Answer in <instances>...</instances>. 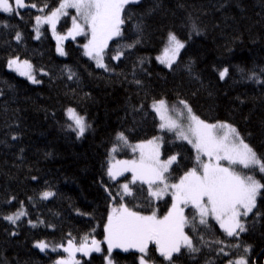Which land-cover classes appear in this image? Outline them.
<instances>
[{
	"label": "trees",
	"instance_id": "16d2710c",
	"mask_svg": "<svg viewBox=\"0 0 264 264\" xmlns=\"http://www.w3.org/2000/svg\"><path fill=\"white\" fill-rule=\"evenodd\" d=\"M31 2L37 7L20 9V15L0 13V264H56L65 258L61 245L69 240L79 243L85 236L102 240L107 217L120 203L143 215L155 209L163 215L170 209L169 197L154 204L147 188L138 183L129 185L133 195L123 200L109 195L122 191L121 185L130 180L124 175L111 181L107 175L109 152L121 145L117 134L123 133L129 144L159 137L154 102L164 100L180 110L179 101L185 100L199 119L235 127L264 157V83L249 79L256 73L264 81V0H141L128 5L125 13L130 18L122 25V36L105 49L104 63L110 71L87 59L80 47L83 37L66 41L65 55L58 56L48 27L38 36L34 27L35 17L49 14L60 0ZM193 23L200 35L193 31ZM68 27L66 16L60 33ZM170 32L185 42L172 69L156 61ZM133 43L135 47H127ZM121 51L119 60L112 58ZM14 57L33 66L38 84L7 69ZM224 68L229 72L221 80ZM69 108L90 126L80 138L68 128ZM161 141L162 157H177L170 168L171 180L199 169L190 144L166 132ZM260 180L264 183V173ZM45 191L54 195L41 199ZM21 208L25 215L15 224L4 218ZM256 212L260 215L243 219L247 231L238 240L228 238L210 219L207 226L197 225V231L186 227L200 251L182 249L183 255H174L176 264H226L241 256L248 264H264V196L257 198ZM40 241L49 245L45 251L34 246ZM229 243L240 247L226 246ZM221 247L228 256L218 254ZM154 248L149 246L152 264H168ZM139 257L135 251L106 256L103 250L74 260L139 264Z\"/></svg>",
	"mask_w": 264,
	"mask_h": 264
},
{
	"label": "snow or ice",
	"instance_id": "6c2138e0",
	"mask_svg": "<svg viewBox=\"0 0 264 264\" xmlns=\"http://www.w3.org/2000/svg\"><path fill=\"white\" fill-rule=\"evenodd\" d=\"M140 2L141 0H60L58 7L51 10L50 14L44 17L36 16L35 20L38 26L42 23L51 25L53 34H55L59 18L67 16L68 9H75L76 15L72 17V29L68 32V36L74 39L77 35H90L88 43L84 45L85 55L94 60L98 68L110 71L109 66L104 63V53L108 42L115 37L122 36V25L130 18L125 13L126 7ZM29 7L36 8L37 5L31 0H0V13L8 15H20V9ZM39 10L43 11V8ZM191 27L196 35H200L195 23ZM136 28L139 31L140 25ZM15 38L20 41V34L17 33ZM66 38L57 37L58 40ZM135 43L127 47H135ZM184 48L185 42L179 40L175 33L170 32L168 46L165 49L167 59H161L160 62L172 69L180 50ZM57 51L60 55H65L62 48L58 47ZM169 53H171L170 56ZM122 55L121 51L112 58L119 60ZM7 66L20 76L26 77L30 82L39 83L33 75V66L27 60L21 61L19 57H14L9 59ZM189 71H191L190 67ZM228 72V68H224L219 72V78L225 79ZM72 75L68 78L72 79ZM249 79L264 83L258 79L256 73H252ZM135 83L139 85L141 81L136 80ZM179 103L186 110L188 120L186 128L179 122V119L185 116L183 110H177L175 107L169 109L164 100L154 102L152 108L159 115L161 130L175 132L178 138L186 140L196 149L199 169L193 168L188 171L179 183H168L165 173L169 172L171 165L177 161V157L173 155L161 161L159 146L155 140L131 146L134 152L139 150L138 161L124 160L112 164L107 171V175L112 180H116L124 172H131V183L135 184L140 181L142 184H147L148 194L157 200L163 199L164 195L171 190L172 203L170 210L162 218L157 216L156 211L143 215L130 209L125 203H120L119 207H113L104 228L109 256L114 248L125 252L131 248L141 254L139 264H152L149 259V246L155 245L154 251L158 252L164 261L168 264H176L174 255H183L182 249H186L188 253L200 251L195 246L190 233L185 232L186 227L197 231V224L207 226L208 218L211 217L219 224L228 238L238 240L240 233L247 231L242 218L248 217L249 214L260 215L259 212L253 213V209L257 207V198L264 196V183L255 178L254 172L253 174H241L232 168L222 166L220 161H227L230 165L238 164L244 169H258L260 173H264V157L259 156L245 142L235 127L226 123H206L193 113L185 100H180ZM170 111L175 115H170ZM67 118L72 121L68 128L76 132L77 138L82 137L86 129L90 127L86 124L84 116L78 114L75 109H67ZM12 139L16 137L13 136ZM117 140L125 145L128 143L123 133L117 134ZM116 150L114 147L113 151ZM201 156H206L208 161H202ZM154 185H156L155 188ZM121 188L122 191L115 195L109 193L113 200L116 197L123 200V197L133 195L129 183H123ZM52 195H54L52 192L45 191L41 199L47 200ZM189 206L195 211L190 216H186L184 209ZM23 215L25 212L21 208L4 218L15 224ZM214 242L225 244L223 240ZM34 246L40 251H45L49 247L43 241L37 242ZM226 246L240 247L238 243H229ZM61 247L64 252L68 253V258L58 260L56 264H78L73 259L75 251L85 255L90 251H100L95 239L91 240V246H89L87 236L83 238L78 247H75L72 240L68 241L67 247L63 245ZM55 250L54 247L53 251ZM248 250L247 247L244 248L245 252ZM218 254L229 255L224 247L219 249ZM108 264H112L111 259ZM226 264H248V261L241 256L236 260H228Z\"/></svg>",
	"mask_w": 264,
	"mask_h": 264
},
{
	"label": "rangeland",
	"instance_id": "374dc122",
	"mask_svg": "<svg viewBox=\"0 0 264 264\" xmlns=\"http://www.w3.org/2000/svg\"><path fill=\"white\" fill-rule=\"evenodd\" d=\"M68 11V15L67 16H69V27H68V29H66L65 30V32L64 33H60V31H59V24H60V22H61V19L62 18H64V17H66V16H61L60 18H59V20L57 21V24H56V31H55V34H53V31H52V28H51V25H49V24H40L39 26L37 25V23H36V21H35V27H34V32H35V34L38 36L39 34H40V32H41V29L44 27V26H47L48 27V30H49V32H50V35L52 36V38H53V40H54V42H55V45H56V51H57V48L58 47H60V48H62L63 49V47H64V43L66 42V41H73V40H75L77 37H83L82 38V41H83V43L82 44H80V47H81V49L83 50V53H84V55H85V49H84V45L85 44H87L88 43V40L90 39V35H77V36H75V38L73 39L72 37H70V36H68V32L72 29V17H74L75 15H76V13H75V9H68L67 10ZM70 11H72L73 12V14L72 15H70ZM50 14V13H49ZM48 15V14H47ZM45 15H43V16H41V17H44ZM86 31H87V28H86ZM58 36H64V37H67L66 39H63V40H58L57 39V37ZM111 41V40H110ZM109 41V42H110ZM109 42H108V44H109ZM168 46V38H167V41H166V43H165V47H164V49H163V51L161 52V54H159L157 57H156V61L162 66V67H164V68H168V67H166V65L165 64H162L161 62H160V60L161 59H167V57L165 56V49H166V47ZM63 51H64V49H63ZM181 51V50H180ZM57 54H58V56H63V55H60L59 54V52L57 51ZM169 56L171 55V53H169L168 54ZM86 57H87V59L88 60H90L95 66H96V63H95V61L94 60H92V59H90L87 55H85ZM8 64V63H7ZM97 67V66H96ZM98 68V67H97ZM7 69L10 71V72H12V73H14L15 75H17L18 77H20V78H23V79H25V80H27L29 83H31V84H38V83H32V82H30L26 77H24V76H20L16 71H14V70H12V69H9L8 68V66H7ZM33 75L35 76V78L38 80V77H37V75H36V73H35V71H34V69H33ZM167 103V102H166ZM168 104V103H167ZM153 105V104H152ZM168 106H169V109H171V108H173L172 106H170L169 104H168ZM153 109V108H152ZM180 110H183L184 112H185V116L184 117H181L180 119H179V122L186 128L187 127V124H188V120H187V118H186V110H184L183 109V107H182V109H180ZM154 111V110H153ZM155 112V111H154ZM155 114L157 115V118H158V122H159V137H156V138H154V139H152V140H155L156 141V144L159 146V153H160V160L161 161H164V160H167V159H164L163 157H162V153H161V149H162V141H161V136H162V134L163 133H172V134H174L175 136H176V138H177V140H179V141H184V142H186L187 144H189L186 140H182V139H180V138H178L177 137V135H176V133L175 132H171V131H168V130H161V128H160V123H161V121H160V118H159V115L155 112ZM170 115H175L174 113H172L171 111H170V113H169ZM65 115H66V117H67V110H66V112H65ZM68 119V118H67ZM69 120V119H68ZM70 121V120H69ZM204 121V120H203ZM71 123H72V121H70ZM207 123V122H206ZM151 141V140H150ZM120 143H121V145L120 146H117V147H115L117 150L116 151H113V148L111 149V151L109 152V156H108V160H107V162H108V168L112 165V164H115L117 161H124V160H139V157H140V153H139V150H137V151H133L132 150V147L131 146H135V145H137V144H146L147 142H143V143H135V144H129V143H127V145H125L123 142H121L120 141ZM191 146H192V144H190ZM193 147V146H192ZM194 148V147H193ZM195 149V148H194ZM195 151H196V149H195ZM197 154V153H196ZM201 160L202 161H204V162H207L208 161V158L206 157V156H201ZM220 164L222 165V166H224V167H229V168H232V169H234V170H236V171H238V172H240L241 174H244V173H249V174H253V172H254V175H255V178L256 179H258V180H260V178L263 176V173H260L259 171H258V169H256V170H253V169H244L241 165H238V164H236V165H230L227 161H220ZM173 165V164H172ZM171 165V166H172ZM171 168V167H170ZM108 171V170H107ZM169 174H170V169H169V172H167V173H165V176L168 178V183H179V180L181 179H178V180H175V181H173V180H171V178L169 177ZM124 175H129V177H130V180L128 181V182H126V183H129V185L130 184H133V183H131V179H132V173L131 172H124L123 173V175H120V176H118L117 177V179H119V178H121L122 176H124ZM109 177V176H108ZM109 179L111 180V181H116V180H112L110 177H109ZM260 182H261V180H260ZM136 183H138V184H141V185H144L146 188H147V190H148V185L147 184H142V183H140V181H137ZM154 188L156 187V185H154L153 186ZM171 191V190H170ZM170 191H169V193L168 194H165L164 195V197H163V199H159V200H157V199H155V198H153V197H151L150 195H149V197L152 199V201L154 202V204L155 203H157V202H159V201H162V200H164L166 197H169L170 199H171V203H172V197H171V194H170ZM116 207H119V206H116ZM171 208V207H170ZM187 209H191L193 212L195 211L193 208H191L190 206L189 207H186L185 209H184V213H185V215L187 216V213H186V211H187ZM170 210V209H169ZM168 210V211H169ZM112 211V210H111ZM154 211H156V213H157V216L158 217H163L164 215H166L167 213H168V211L165 213V214H163V215H159L158 214V210L157 209H155ZM111 213V212H110ZM151 214V213H150ZM148 215V214H147ZM208 219H210V220H212L214 223H216L217 224V226L219 227V229L224 233V231L220 228V226H219V224L213 219V218H211V217H209ZM244 218H242V220H243ZM197 221H198V217H197ZM106 223H107V221H106ZM106 223H105V225H106ZM197 225H199V224H197ZM104 228H105V226H104ZM225 234V233H224ZM226 235V234H225ZM92 239H95L97 242H98V244H99V247H100V251L99 252H97V251H90L87 255H85L84 253H82V252H79V251H75L74 252V256H73V259L76 257V256H84V257H89L90 255H92L93 253H101L103 250H105V252H106V256H108L109 254H108V245H107V243H106V233H105V231H104V236H103V239L102 240H98L97 238H88V244H89V246H91V240ZM67 244L68 243H66V245L64 246V247H67ZM79 244H80V242L79 243H77V242H74V245H75V247H78L79 246ZM150 246H154L155 247V245H150ZM155 249V248H154ZM113 251H123L122 249H119V248H114L113 250H112V252ZM129 251H135V252H137L135 249H129ZM64 252V251H63ZM125 252V251H124ZM156 252V251H155ZM137 253H139V252H137ZM246 253H248V251L246 252ZM64 254H65V258L64 259H67L68 258V253L67 252H64ZM140 254V253H139ZM156 254H157V256H159V253L158 252H156ZM141 255V254H140ZM160 257V256H159ZM162 258V257H161ZM245 259H246V257H244ZM163 259V258H162ZM236 260V259H235ZM164 261V260H163ZM165 263H168L167 261H164Z\"/></svg>",
	"mask_w": 264,
	"mask_h": 264
}]
</instances>
